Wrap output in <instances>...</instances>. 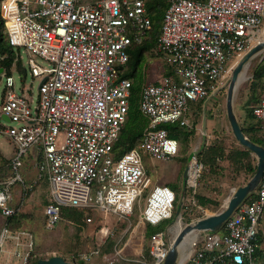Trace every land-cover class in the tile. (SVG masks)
<instances>
[{
  "label": "built area",
  "instance_id": "1",
  "mask_svg": "<svg viewBox=\"0 0 264 264\" xmlns=\"http://www.w3.org/2000/svg\"><path fill=\"white\" fill-rule=\"evenodd\" d=\"M149 1H0L9 43L42 60L28 58L33 76L42 78L35 101L15 91L13 75L2 73L6 80L0 136L15 145L10 161L14 175L0 182L3 216L9 219L17 213L12 188L16 182L23 184L21 193L33 188L22 172L24 160L32 158L38 178L46 175L50 183V203L44 210L47 228L55 226L63 206L93 203L124 219L147 191L142 223L157 226L173 217L176 191L168 184L152 185L144 159L167 160L179 152V140L160 126L178 122L194 127L187 117L190 104L215 91L229 62L264 36V0H169L155 51L168 61L171 73L143 84L140 109L149 124L136 146L115 156L130 109L132 81L123 74L128 48L132 42H142L152 29ZM253 115L264 132V99L253 108ZM194 160L200 171L192 182ZM188 163L187 184L195 193L203 164L197 154ZM256 191L255 199H245L221 230L202 232L191 241L181 264H264L255 255L264 218V175ZM189 200L196 201L193 194ZM8 226L0 235V260ZM170 228L147 236L151 259L145 258L144 264H163L172 242ZM99 231L103 238L112 232L106 224ZM19 246L13 255L19 254ZM120 251L116 248L103 258L112 264ZM99 252L100 248L93 251ZM27 256L22 264H28Z\"/></svg>",
  "mask_w": 264,
  "mask_h": 264
},
{
  "label": "rangeland",
  "instance_id": "2",
  "mask_svg": "<svg viewBox=\"0 0 264 264\" xmlns=\"http://www.w3.org/2000/svg\"><path fill=\"white\" fill-rule=\"evenodd\" d=\"M261 39H264V36ZM17 51H19L21 63L25 67L26 73L22 75L17 70L13 71L15 91L30 95L35 101L39 95V85L42 78L33 76L29 67L28 58L31 55L38 63H42V60L36 55L27 53L22 47L18 48ZM239 58L240 56L235 57L229 62L227 75L221 80L220 86L205 99L208 104H213L214 109L211 111L214 114L211 117L217 121L215 134L218 137L214 141L209 142V147L217 144L225 147H230L235 144L241 146L232 132L226 111V96L230 75ZM145 62L144 81H156L165 71H169L170 69L168 61L163 56L151 51L147 52ZM259 67L264 69V51L249 61L245 78L240 82L236 91L235 109L240 123L244 125L248 116L249 107L257 102L258 98L264 96V75L258 79L255 78L254 74L255 70ZM5 80L6 75L1 74L0 111L2 93L5 89ZM139 95L137 99L138 106L140 105ZM199 108L200 105L198 104H190L188 116H193L191 112ZM184 127L186 129L191 128L189 126ZM193 145L192 142L189 144L182 143L179 152L171 159H158L156 161L157 183L166 184L167 181L175 179V183L178 186L176 188L173 185L176 188L174 190L177 194L173 217L159 224V227L164 230H166L168 224H171L169 230V238L171 240H173L177 231L180 229L179 224H177L178 221L184 226L207 214L222 210L232 190L245 184L253 176L254 173H249L245 169L248 162L252 163L254 161L257 165L256 157L255 160L247 157L240 164L237 162L231 163L230 161L216 157L212 160L211 155L208 153H205L202 158V152L196 153L197 159L203 164V167L198 177L197 185L194 187L195 193L191 192L192 189L187 186L185 196L183 197V175L185 170L188 169L189 157L193 153ZM0 151L1 182L10 177V175H14L10 158L15 153V145L5 136H0ZM144 162L148 167V175L153 183L156 175L154 171L155 164L149 158H145ZM24 163L22 171L25 182L26 184L33 183L34 186L27 193H20L18 195L19 197L17 196V199H15L16 204L14 205L18 210L12 219L7 220L8 225L11 222L12 229H10L11 232H9L2 247V250L9 251V253L8 255L4 252L1 253L2 259L0 261L7 259L5 261L6 264H22L26 255H28V264H31L36 259L48 258L55 254L63 255L68 260H71L74 255L78 259H81L80 255L88 254L90 256L89 259L84 260L85 264H110L103 256L108 253H113L117 248L121 250V255L112 264H144L143 260L146 258V252L148 250L147 236L157 227L148 225L149 228H146L140 219L141 212L147 200L148 191L136 203L133 214L124 219H119L118 215L112 212H103L95 207L93 203H90L86 207L63 206L55 226L53 228H47L44 210L45 206L50 203L49 181L46 175H41L38 178V173L33 163L31 164L30 161L26 160H24ZM18 187L21 191L23 184L18 182ZM93 189H95V186H93ZM22 192L24 191L22 190ZM192 194L196 199V203L189 200ZM199 195H210L217 202L216 204L200 205L198 203ZM180 200H183V203L181 208L178 209L177 205L180 203ZM72 214L79 216V218L76 219ZM88 217L92 218V222L87 221ZM105 224L112 231L107 238H103L99 231V227ZM141 229L143 230V234H139L142 233ZM260 235V248L264 250V218L260 224ZM192 239L182 249V255L185 258L191 249ZM17 243H20L19 254L13 255ZM98 248H100V252L93 253L94 249Z\"/></svg>",
  "mask_w": 264,
  "mask_h": 264
},
{
  "label": "trees",
  "instance_id": "3",
  "mask_svg": "<svg viewBox=\"0 0 264 264\" xmlns=\"http://www.w3.org/2000/svg\"><path fill=\"white\" fill-rule=\"evenodd\" d=\"M168 5L169 0L149 1L148 10L152 19V29L148 37L143 39L142 42H132L128 48L129 61L127 62L124 68L123 74L124 77H128L132 81L130 109L128 119L122 128L119 140L117 141L114 148L115 156H119L136 146L141 141L144 131L149 124V119L141 112L140 105L138 106L137 104V99L138 95L141 94L143 84L147 82L144 81L146 55L147 52L150 51L157 53L155 51V48L158 42V38L161 34L163 17ZM14 65H16L17 70L20 74L24 75L26 73V69L22 65L21 59L17 55V50L8 41L5 25L0 15V67H3L5 69L7 75H11L12 68ZM166 73L169 74L171 72L165 71L163 74ZM254 74L255 78L259 79L264 75V69L262 67H259L257 70H255ZM262 99H264V96L258 98V101L253 103L249 107V112L245 120V125L241 123V127L248 137H250L256 143L264 146V132H262L263 124L253 115V108L258 105ZM160 127L167 128L170 136L176 139L181 136L188 138L189 134H191V131H189V129H186L178 122L163 124ZM205 153L210 154L212 160H214L216 157L230 161L231 163L237 162L241 164L242 161L247 157L249 159L253 158L255 160V157L248 150L244 149L238 144L231 145L230 147H225L220 144L213 145L212 147H208L202 151V158L204 157ZM245 169L249 173H255L254 171H256L257 165L254 163V161H252V163L248 162V164L245 166ZM256 192L257 191L255 190L252 194H250L246 198V201L252 202L256 197ZM214 200L212 197L207 195L198 196V203L203 206L209 204H216L217 201ZM72 216H75L76 219L79 218V216L77 215L72 214ZM178 224L181 228L182 225L180 221H178ZM159 226L160 225H157L156 229L152 230L150 234L154 231L163 229ZM260 241L261 235L259 231L257 241L258 245L256 248L255 255L259 260H264V250L260 248ZM146 259H151L148 250L146 252ZM71 260H74L78 264H85V261L83 259H78L75 255L71 258ZM37 261L38 260L36 259L35 262H32L31 264H36Z\"/></svg>",
  "mask_w": 264,
  "mask_h": 264
},
{
  "label": "water",
  "instance_id": "4",
  "mask_svg": "<svg viewBox=\"0 0 264 264\" xmlns=\"http://www.w3.org/2000/svg\"><path fill=\"white\" fill-rule=\"evenodd\" d=\"M264 51V40H260L244 52L234 68L232 69L229 85L226 96V111L227 117L232 129V132L237 142L251 154H254L257 159V169L253 176L243 185H240L232 190V193L226 199L224 208L219 212L207 214L201 218L193 220L182 226L173 238L169 252L163 264H181L185 257L182 255V249L186 245L185 240L189 234H195L193 241L202 232H217L221 230L226 220L234 213L236 208L258 187L264 175V146L256 143L248 137L239 121L235 109V95L240 82L245 78V72L248 68L249 61L259 53ZM4 72V68L0 67V75ZM8 119L7 116H3ZM188 170L184 173V189L183 197L187 188ZM183 200L177 205L181 208ZM180 211V210H179ZM36 264H78L74 260H68L63 255H52L48 258H39Z\"/></svg>",
  "mask_w": 264,
  "mask_h": 264
},
{
  "label": "crops",
  "instance_id": "5",
  "mask_svg": "<svg viewBox=\"0 0 264 264\" xmlns=\"http://www.w3.org/2000/svg\"><path fill=\"white\" fill-rule=\"evenodd\" d=\"M17 50V49H16ZM17 55L18 57L20 58V55H19V51H17ZM14 70H17V67L16 65L13 66L12 68V73L11 75L13 74V71ZM5 71V69H4ZM6 72V71H5ZM18 72V70H17ZM4 91L5 89L3 90V93H2V99H3V96H4ZM192 104H198L200 105V108L199 109H194L192 112H191V115L193 114V116L189 117L188 114H187V117H189V121H192L194 123V127L192 128H188L189 131H191V134H189L188 138H185V137H179L177 138L179 140V143L180 145L183 143V144H189V143H193V153L192 154H198L200 152H202L204 149L208 148V144L209 142H212L214 141L215 139H217L218 135L215 134V130H216V127H217V121L214 120L212 116V114H214L211 110L214 109L213 107V104H208L207 100H203V102L201 103L200 102H192ZM4 118V117H3ZM6 119V118H4ZM7 120V119H6ZM207 144V145H206ZM207 146V147H206ZM206 147V148H205ZM1 153V151H0ZM191 154V155H192ZM190 155V157H191ZM253 155V154H252ZM255 157V155H253ZM189 157V158H190ZM10 158V157H8ZM12 158V157H11ZM11 158H10V161H11ZM145 158H149L151 159L155 166H154V171L156 173L155 175V180L153 181V183H151L152 185L156 184L157 183V180H158V174H157V167H156V161L158 159H153L151 157H145ZM30 163L32 164V161L33 159L30 158ZM146 169H147V173H148V167L146 166ZM23 172V171H22ZM11 176V175H10ZM24 176V174H23ZM47 177V176H46ZM25 180V179H24ZM49 181V180H48ZM175 179H172L170 181H167L166 184L170 185L173 189H176L178 188V186L176 185L175 183ZM152 182V180H151ZM21 183V182H20ZM176 188H174V186ZM182 185L184 187V175H183V181H182ZM188 186V184H187ZM49 187H50V183H49ZM189 187V186H188ZM13 195H14V201H13V204L16 203V200L17 199V196L21 193L19 187H18V182H16L14 185H13ZM38 189V188H37ZM36 189V190H37ZM50 191V189H49ZM18 192V193H17ZM37 192V191H36ZM191 192H194V191H191ZM207 196H210V195H207ZM19 197V196H18ZM211 197V196H210ZM196 200V199H195ZM196 203V201H195ZM12 219V217H10ZM9 218V219H10ZM9 219H6L5 216L2 215L1 211H0V233L1 231L3 230V228L6 226L7 224V220ZM12 221V220H11ZM11 223V222H10ZM9 223V228L12 229V224ZM167 227H171V224H168ZM148 228V226L146 227ZM11 232V231H9ZM3 247V246H2ZM5 253L6 255H8L9 251H6V250H2V253Z\"/></svg>",
  "mask_w": 264,
  "mask_h": 264
},
{
  "label": "bare ground",
  "instance_id": "6",
  "mask_svg": "<svg viewBox=\"0 0 264 264\" xmlns=\"http://www.w3.org/2000/svg\"><path fill=\"white\" fill-rule=\"evenodd\" d=\"M261 40H264V39H261ZM196 161L194 160L191 165L194 166L193 168V171H192V182L195 181L196 177H197V174L198 172L200 171V169L196 168ZM178 224V223H177ZM195 234H189L187 237H186V240H185V243H187L190 239H192L194 237Z\"/></svg>",
  "mask_w": 264,
  "mask_h": 264
}]
</instances>
